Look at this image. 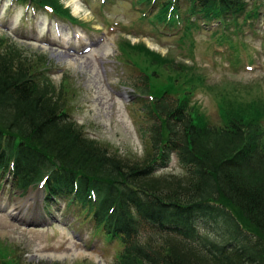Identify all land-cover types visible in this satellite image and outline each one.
<instances>
[{
    "label": "trees",
    "instance_id": "1",
    "mask_svg": "<svg viewBox=\"0 0 264 264\" xmlns=\"http://www.w3.org/2000/svg\"><path fill=\"white\" fill-rule=\"evenodd\" d=\"M13 1L62 14L54 0ZM147 2L149 9L151 2L158 6L152 16L158 25L213 19L223 29L243 24L247 3L141 0V5ZM184 5L192 15L182 21ZM2 45L0 179L10 175L13 187L27 193L48 177V207L67 199V206H75L95 234L121 242L113 264H264V139L255 125L258 113L249 114L256 105L244 112L232 110L228 123L211 127L193 114L188 93L180 97L171 85L151 87L154 77L141 72L144 85L132 87L141 94L136 102L149 128V160L143 167L133 166L97 147L66 108L50 103L49 94L46 99L24 50L14 51L7 39ZM59 90L67 91L64 84ZM172 155L190 178L187 187L159 188L148 182Z\"/></svg>",
    "mask_w": 264,
    "mask_h": 264
},
{
    "label": "rangeland",
    "instance_id": "2",
    "mask_svg": "<svg viewBox=\"0 0 264 264\" xmlns=\"http://www.w3.org/2000/svg\"><path fill=\"white\" fill-rule=\"evenodd\" d=\"M246 2L244 15L256 21L255 26L245 16L243 24L227 29L217 28L216 20L199 19L195 25L184 24L183 34L174 35L176 24L152 21L158 12L154 2L149 9L141 0H54L58 11L77 19L69 29L54 13L0 0V49L7 39L14 51L24 50L50 103L66 108L97 147L143 167L149 160L145 152L149 128L140 104L132 105L137 93L126 86L144 85L139 81L144 73L154 77L151 87L171 85L180 97L188 93L193 114L211 127L228 123L232 110L244 112L256 105L249 114L258 113L255 125L264 139V1ZM180 13L181 20L192 15L185 5ZM254 13L260 14L251 17ZM204 23L208 25L201 27ZM86 44L91 45L90 52H83ZM70 45H77L79 52ZM63 84L67 91L61 92ZM178 162L173 156L147 181L159 188L187 187L190 178ZM30 190L20 193L7 178L0 179V263L113 264L121 242L95 234L76 207L67 206V199L48 207L42 204L39 189ZM16 205L24 214L11 213ZM261 249L264 257V245Z\"/></svg>",
    "mask_w": 264,
    "mask_h": 264
},
{
    "label": "bare ground",
    "instance_id": "3",
    "mask_svg": "<svg viewBox=\"0 0 264 264\" xmlns=\"http://www.w3.org/2000/svg\"><path fill=\"white\" fill-rule=\"evenodd\" d=\"M26 202H32L31 199H28ZM27 204V203H26ZM11 213L12 214H24L22 211H21V206L20 205H16V206H13L11 208Z\"/></svg>",
    "mask_w": 264,
    "mask_h": 264
}]
</instances>
